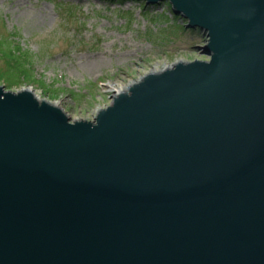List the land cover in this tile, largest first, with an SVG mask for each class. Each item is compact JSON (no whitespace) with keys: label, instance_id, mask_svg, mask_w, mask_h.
Returning <instances> with one entry per match:
<instances>
[{"label":"water","instance_id":"95a60500","mask_svg":"<svg viewBox=\"0 0 264 264\" xmlns=\"http://www.w3.org/2000/svg\"><path fill=\"white\" fill-rule=\"evenodd\" d=\"M122 1L169 5L209 61L93 122L0 87V264H264V0Z\"/></svg>","mask_w":264,"mask_h":264},{"label":"rangeland","instance_id":"374dc122","mask_svg":"<svg viewBox=\"0 0 264 264\" xmlns=\"http://www.w3.org/2000/svg\"><path fill=\"white\" fill-rule=\"evenodd\" d=\"M139 7L131 1L0 0V40L26 52L38 82L7 89L2 80L9 62L0 57V87L33 89L71 122H93L112 103L110 85L135 82L178 62L209 61L200 49L207 42L201 32L197 40L181 29L164 36L172 22L148 23L145 10L170 17L167 5ZM177 24L188 29L183 20Z\"/></svg>","mask_w":264,"mask_h":264},{"label":"trees","instance_id":"16d2710c","mask_svg":"<svg viewBox=\"0 0 264 264\" xmlns=\"http://www.w3.org/2000/svg\"><path fill=\"white\" fill-rule=\"evenodd\" d=\"M108 3H124L125 1L122 0H104ZM140 9H147V6L145 3H139ZM148 7H158V6H148ZM167 11L170 13V17L167 15L165 11L162 12V14L153 16L151 13H149L148 10H145L143 13L148 23H155L160 24L161 22H172L173 25L171 28L166 29L165 31H162V35L164 36H177L180 32L179 29L182 30V32H188L191 34V36L194 37L195 40L199 39L200 32L198 30L193 29H186L185 26L180 27L179 24H177L178 20L184 19L180 17H176L171 12L170 6L167 5ZM152 15V16H151ZM132 19V16H130ZM26 52H23L20 47L13 46V43H7L0 40V57L5 59V62H9V70L5 74V78H3V83L8 87L7 89H11L13 87H19L21 84H38V82L35 80L34 74H33V64H31L29 56L26 58H23L24 54ZM40 85V84H39ZM44 85V84H43Z\"/></svg>","mask_w":264,"mask_h":264},{"label":"bare ground","instance_id":"6f19581e","mask_svg":"<svg viewBox=\"0 0 264 264\" xmlns=\"http://www.w3.org/2000/svg\"><path fill=\"white\" fill-rule=\"evenodd\" d=\"M181 63H184V62H178L177 64H181ZM177 64H175V65H177ZM166 69H168V68H166ZM164 70H165V69H164ZM162 71H163V70H160V71H158V70L153 71V72H151V73H148V74H146V75L140 77V78H139L137 81H135V82H130V83L126 84V85H122V86H119V87H116L115 85H110V86H109V91H110L111 93H113L112 95H114V96L119 95V94H125L130 88L133 87V84H137V83H139L143 78H145V76L154 75V74L160 73V72H162ZM26 91L30 92V93H31L34 97H36L38 100H42L41 97H40L38 94H36V93L34 92L33 89H27ZM43 101H44V100H43ZM55 106H56L57 108L59 107L58 105H55ZM59 108H60V107H59Z\"/></svg>","mask_w":264,"mask_h":264}]
</instances>
